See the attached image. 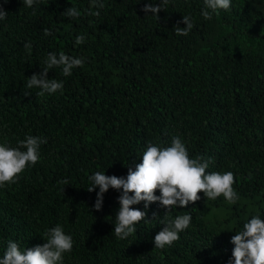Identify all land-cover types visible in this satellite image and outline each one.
I'll use <instances>...</instances> for the list:
<instances>
[{
    "label": "trees",
    "instance_id": "1",
    "mask_svg": "<svg viewBox=\"0 0 264 264\" xmlns=\"http://www.w3.org/2000/svg\"><path fill=\"white\" fill-rule=\"evenodd\" d=\"M102 2L97 8L92 0H39L29 8L0 0L8 12L0 21V142L46 140L39 161L0 186V258L9 241L33 248L61 225L74 241L63 264H230L231 237L252 216L264 219V0H231L210 20L201 15L204 0H169L159 19L143 8L161 0ZM72 6L79 17L62 15ZM184 15L194 27L176 35ZM79 35L85 40L77 45ZM60 51L85 59L67 77L62 67L49 70L63 90L40 96V89H27L48 54ZM175 136L190 158H210L207 173H234L238 201L201 192L200 200L170 212L141 201L132 207L146 211V220L118 238L122 189L110 187L97 211L99 188L87 191L89 176L126 178L150 142L170 146ZM188 213L192 221L180 238L155 248L162 222Z\"/></svg>",
    "mask_w": 264,
    "mask_h": 264
},
{
    "label": "clouds",
    "instance_id": "2",
    "mask_svg": "<svg viewBox=\"0 0 264 264\" xmlns=\"http://www.w3.org/2000/svg\"><path fill=\"white\" fill-rule=\"evenodd\" d=\"M7 2V0H5ZM39 0H23L25 6L32 8ZM169 0H161L160 5L152 6L146 4L143 8L145 13H152L157 19L158 13ZM92 6L103 8L102 0H92ZM231 7V0H204V9L201 15L206 20H210L212 15L218 14V10H227ZM62 15L70 18H77L81 12L74 6L65 10ZM88 15L99 16V12H88ZM8 12L0 6V21L6 20ZM182 23L185 27H180V22L174 25L176 35L187 36L193 29L194 24L190 16L184 15ZM44 35L52 34L51 29H44ZM85 40L83 35L76 37L75 43L82 44ZM24 48L31 50L32 44L25 43ZM85 63L83 57H73L60 51L50 52L44 61L45 67L38 74H33L27 80L26 88L31 90L38 88L37 95L43 96L45 93L54 94L63 90V81L55 78H48V72L56 67H62V74L67 77L72 74V70L82 67ZM27 94V92H25ZM46 140L39 136L28 135L24 140H20L16 147H11L5 142H0V186L6 183H16L21 174L29 165H35L40 159V146ZM210 163L209 159L202 156L190 158L185 142L181 137L172 138L170 146L149 143L142 154V162L135 166V170L128 168L125 177L116 175H106L105 172L96 171L89 176L92 186L87 191L92 192L97 187V199L94 208L99 211L102 208L103 196L113 188L121 190L118 197L119 210L115 217L114 233L120 239H127L137 232L135 225L146 220V211L133 208V205L145 202V209L153 202L170 212L175 206L186 207L190 202L195 203L201 199L199 193H203L208 200H215L223 196L230 203L235 204L239 195L233 185L236 182L234 173L231 171L207 173ZM68 185V181H62ZM159 190L160 195H156ZM192 221L190 213L176 216L174 219H165L164 227L154 237V247L164 249L177 241L179 233L186 230ZM45 243L33 248L22 249L20 244L9 241L7 249L0 264H63L64 254L71 252L73 248V238L65 233L61 225H56L48 229L43 236ZM234 244L232 251L233 261L230 264H264V219L258 215L243 224V229L236 231L231 237Z\"/></svg>",
    "mask_w": 264,
    "mask_h": 264
}]
</instances>
